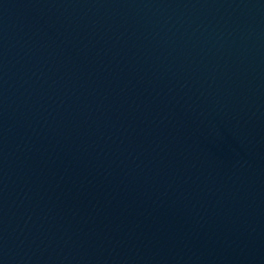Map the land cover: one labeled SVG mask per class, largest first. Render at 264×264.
<instances>
[{"label": "water", "instance_id": "water-1", "mask_svg": "<svg viewBox=\"0 0 264 264\" xmlns=\"http://www.w3.org/2000/svg\"><path fill=\"white\" fill-rule=\"evenodd\" d=\"M0 264H264V0H0Z\"/></svg>", "mask_w": 264, "mask_h": 264}]
</instances>
